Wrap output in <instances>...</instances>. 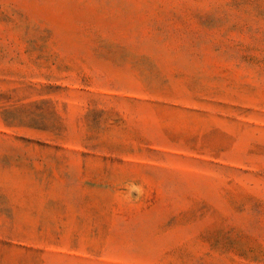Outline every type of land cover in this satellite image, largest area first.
Returning <instances> with one entry per match:
<instances>
[{
	"label": "rangeland",
	"instance_id": "rangeland-1",
	"mask_svg": "<svg viewBox=\"0 0 264 264\" xmlns=\"http://www.w3.org/2000/svg\"><path fill=\"white\" fill-rule=\"evenodd\" d=\"M0 264H264V0H0Z\"/></svg>",
	"mask_w": 264,
	"mask_h": 264
}]
</instances>
